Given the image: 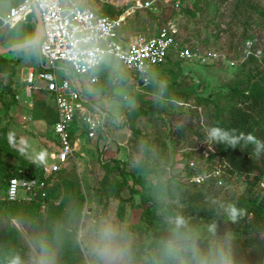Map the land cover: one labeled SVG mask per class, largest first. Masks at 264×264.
Returning <instances> with one entry per match:
<instances>
[{
	"label": "rangeland",
	"instance_id": "rangeland-1",
	"mask_svg": "<svg viewBox=\"0 0 264 264\" xmlns=\"http://www.w3.org/2000/svg\"><path fill=\"white\" fill-rule=\"evenodd\" d=\"M75 1L87 2L94 9H107L109 5L116 12L125 11L134 2ZM198 6L195 14L175 15L180 37L195 47L216 50L220 53L217 60L201 63L172 56L154 69L155 81L140 92L132 90L129 70L113 56H107L96 70L100 79L97 85H90L87 76L79 78L88 94L96 98L100 95L98 101L111 114L115 137L110 153L102 148L101 139L81 140L77 143L81 146L77 159L61 169L86 198L80 220L73 226L87 264H193L195 252L203 240L211 238L216 223L210 219L188 230L180 229L177 219L186 206L184 193L203 189L210 204L229 208L247 189L259 191L264 186V179L260 185H253L254 174L226 173L222 179L191 181L193 176L202 177L220 166L218 154L207 159L198 147L204 144L203 139L209 140L211 129L233 104L229 95L232 87L246 86L240 81L248 71L264 67V0H198ZM157 24L153 12H134L121 32L153 34ZM200 97L209 99V103H199ZM179 127L187 129L184 136L179 135ZM114 159L124 168L127 186L113 187L114 173L108 181L105 179V161ZM191 160L196 168L190 166ZM115 174L123 179L120 171ZM140 178L147 182L148 188L142 189L144 196L130 189L131 185L141 188L136 183ZM5 190V186L0 188L1 200L5 199ZM5 202L0 230L12 225L19 231L24 250L21 264H63L57 246L47 252L52 223L48 205L42 206V217L32 220L24 214H13L7 208L10 202ZM150 203L158 205L163 228L159 233L141 218L143 208L138 205L146 207Z\"/></svg>",
	"mask_w": 264,
	"mask_h": 264
},
{
	"label": "built area",
	"instance_id": "built-area-1",
	"mask_svg": "<svg viewBox=\"0 0 264 264\" xmlns=\"http://www.w3.org/2000/svg\"><path fill=\"white\" fill-rule=\"evenodd\" d=\"M196 0H134L133 4L116 16L98 13L90 4L82 6L75 0H23L12 6L4 17L3 25L14 27L20 20L38 9L41 14L42 33L38 42L40 68L29 71L25 81L26 93L35 89L50 92L55 101L57 119L53 129L58 148L51 155V162L43 167L44 177L22 175L12 176L5 190V199L31 201L42 198L47 201V181L59 172L69 160L77 159L81 147L77 141L101 139L102 148L113 146L115 137L107 109L100 101L88 94L79 78L87 76L90 85L100 82L98 70L107 56H113L130 72L133 91H144L155 79L153 71L168 62L172 56L177 60H196L209 63L217 60L216 50L187 44L180 37L176 14L182 7H192ZM153 12L158 23L153 34H124L121 29L134 12ZM177 12V13H176ZM81 85V86H80ZM127 97V95H126ZM207 134V133H206ZM209 134V133H208ZM202 156L211 159L217 154L213 139H203ZM221 160L217 169L193 176L191 181L204 182L209 177L221 178L229 173L230 165ZM196 168V162L190 161ZM202 179V180H201ZM222 183V180L219 181Z\"/></svg>",
	"mask_w": 264,
	"mask_h": 264
},
{
	"label": "trees",
	"instance_id": "trees-1",
	"mask_svg": "<svg viewBox=\"0 0 264 264\" xmlns=\"http://www.w3.org/2000/svg\"><path fill=\"white\" fill-rule=\"evenodd\" d=\"M87 4L86 2L81 5ZM107 6V9L95 8V10L100 14L111 16L121 13L116 12L112 6ZM198 9V0H196L192 7H182L179 12L192 15ZM251 58L254 57L251 56ZM21 61L22 58L16 60L0 58V71L14 73ZM240 82L246 83V86L241 87L239 84L232 87L229 95L234 102L216 126L227 134V139L220 141L213 138V142L217 154L230 165V174L247 176L254 174L253 185L258 186L264 179V67H255L248 71L246 78ZM180 94L185 95V93ZM97 100H100V95ZM198 101L209 103V99L203 97L198 98ZM109 116L111 118L110 113ZM178 132L180 136H184L187 129L179 127ZM248 134L255 137L259 143L248 141ZM233 138L237 140L234 147L230 143ZM257 151L259 156L255 154ZM1 152L20 156L21 163L20 167L14 168L0 158V188L3 186L7 188L12 176L24 174L21 170H29L28 176L44 177L42 165L31 162L21 155V151L14 147L12 141H9L6 128L0 129ZM105 163V179L108 181L114 173L113 187L127 186L128 178L124 168L120 167V162L114 159L112 162L105 161ZM119 171L123 176L122 180H119L115 174ZM47 181L50 185L47 187L46 202L42 198L31 201L18 200L7 204V208L13 214H24L36 220L43 216L42 206L46 203L48 216L52 221L46 239L47 252L50 253L52 248L57 246L63 264H87L78 246L76 230L73 226L74 221L80 220L85 195L75 187V183L61 174V170L53 176V180L49 177ZM136 183L141 188L131 185V191L144 196L142 189L148 188L146 180L140 178ZM184 195L183 201L186 206L177 219L180 229L188 230L210 219L216 223L211 238L203 240L200 248L195 252L193 264H264V186L259 191L247 189L232 206L238 212L235 220L230 216L232 207L219 208L213 203L210 204L208 194L203 189L193 193L186 192ZM5 200L7 199H0V212L2 205L6 203ZM138 206L143 208L141 218L146 226L155 233L163 231L161 219L157 215L158 205L150 203L146 207L142 204ZM19 235V231L12 225L0 230V264H21L24 250Z\"/></svg>",
	"mask_w": 264,
	"mask_h": 264
},
{
	"label": "crops",
	"instance_id": "crops-1",
	"mask_svg": "<svg viewBox=\"0 0 264 264\" xmlns=\"http://www.w3.org/2000/svg\"><path fill=\"white\" fill-rule=\"evenodd\" d=\"M21 1L23 0H0L1 48L28 42L35 36L37 30L35 11L20 20L14 27L5 26L2 23L1 18L7 15L12 6ZM2 13L6 14L2 15ZM0 58L14 60L22 58L16 72L0 71V129H7L9 141H12L14 147L21 151L23 157L31 162L40 163L43 168L45 163H49L48 160L51 162V155L58 148V140L55 138L53 129L57 111L53 95L45 89H35L30 95L26 93L25 79L29 71L39 69L41 66L38 43L0 53ZM81 140L92 139H86L83 136ZM81 140L77 143L81 144ZM110 148L107 150L109 153L112 151ZM0 158L11 167H20L21 157L18 155L1 152Z\"/></svg>",
	"mask_w": 264,
	"mask_h": 264
},
{
	"label": "clouds",
	"instance_id": "clouds-1",
	"mask_svg": "<svg viewBox=\"0 0 264 264\" xmlns=\"http://www.w3.org/2000/svg\"><path fill=\"white\" fill-rule=\"evenodd\" d=\"M210 135H211L212 138L217 139V140H220V141H223V140L227 139V134L224 133V132H222L220 128H215V127L212 128L211 129V132H210ZM241 136H243V134H241ZM247 140L248 141H253V142L257 143V144L259 143L258 141L255 140V137H253L251 134H248ZM236 142H237L236 138H233L230 141V143L232 144L233 147L235 146ZM255 154L257 156H259L258 151ZM237 215H238L237 209L235 207H232L230 209V216H231V218L233 220H235L236 217H237Z\"/></svg>",
	"mask_w": 264,
	"mask_h": 264
},
{
	"label": "water",
	"instance_id": "water-1",
	"mask_svg": "<svg viewBox=\"0 0 264 264\" xmlns=\"http://www.w3.org/2000/svg\"><path fill=\"white\" fill-rule=\"evenodd\" d=\"M36 15H37V30L35 33V36L32 40L28 41V42H24L12 47H8V48H1L0 47V53H4V52H8L11 51L13 49H18L21 48L23 46H27V45H32V44H36L39 42V39L41 37V33H42V21H41V14L40 11L38 9H35ZM50 162V160H48Z\"/></svg>",
	"mask_w": 264,
	"mask_h": 264
}]
</instances>
